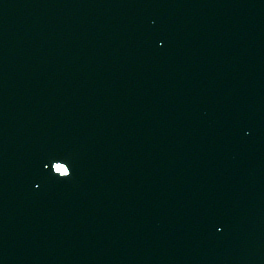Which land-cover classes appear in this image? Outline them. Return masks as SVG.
<instances>
[{
    "label": "water",
    "instance_id": "1",
    "mask_svg": "<svg viewBox=\"0 0 264 264\" xmlns=\"http://www.w3.org/2000/svg\"><path fill=\"white\" fill-rule=\"evenodd\" d=\"M203 264H264V0H182Z\"/></svg>",
    "mask_w": 264,
    "mask_h": 264
}]
</instances>
